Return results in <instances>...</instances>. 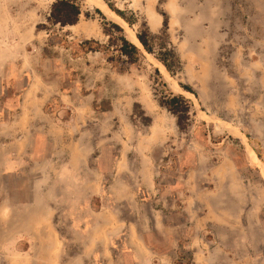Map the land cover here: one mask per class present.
I'll return each instance as SVG.
<instances>
[{
	"label": "rangeland",
	"instance_id": "rangeland-1",
	"mask_svg": "<svg viewBox=\"0 0 264 264\" xmlns=\"http://www.w3.org/2000/svg\"><path fill=\"white\" fill-rule=\"evenodd\" d=\"M108 1L135 36L154 16L158 34L166 13L182 68L171 74L141 48L129 62L123 27L92 0H81L73 28L48 23L52 0H0V74L43 75L54 122L93 138L88 205L101 225L91 233L107 249L106 258L9 261L254 264L264 254V1ZM9 91L0 90V106ZM169 92L190 103L184 131L159 104ZM115 216L125 223L117 233ZM26 244L36 255L41 242Z\"/></svg>",
	"mask_w": 264,
	"mask_h": 264
},
{
	"label": "crops",
	"instance_id": "crops-1",
	"mask_svg": "<svg viewBox=\"0 0 264 264\" xmlns=\"http://www.w3.org/2000/svg\"><path fill=\"white\" fill-rule=\"evenodd\" d=\"M154 22L152 30L161 17ZM20 80L22 85L12 84ZM0 90L11 93L0 106V264L31 255L106 258V241L91 233L101 225L88 205L94 191L93 138L87 130L54 122L45 110L54 89L43 75L4 71ZM114 222L120 232L125 223L117 216ZM113 232L108 231V242ZM32 241L41 242L36 255L26 244ZM69 246L75 251L63 252ZM254 264H264V254Z\"/></svg>",
	"mask_w": 264,
	"mask_h": 264
},
{
	"label": "trees",
	"instance_id": "trees-1",
	"mask_svg": "<svg viewBox=\"0 0 264 264\" xmlns=\"http://www.w3.org/2000/svg\"><path fill=\"white\" fill-rule=\"evenodd\" d=\"M81 0H52L50 5V11L47 16L48 23L52 25H59L64 27L66 25H73L79 21L81 14L80 7ZM108 6L114 10L119 16L125 19L126 22L132 23L123 13L112 6V4L106 0ZM162 29L160 34H155L145 26L143 30H140L136 34V38L141 43L143 49L150 54H153L156 59L164 66V68L171 74L179 71L182 68L181 60L167 40V24L168 17L166 13H162ZM164 35V36H161ZM136 39V41H137ZM120 45V53L124 54L129 62L137 61L141 57V50L136 43L130 41L126 36L122 35ZM97 43L94 39L86 41V43ZM137 45V46H136ZM158 72V71H157ZM191 91L190 89H187ZM193 92V91H191ZM159 104L164 106L170 111L174 117L179 130L184 131L187 129L186 120H188L190 114V103L182 95L169 92L167 96L159 99Z\"/></svg>",
	"mask_w": 264,
	"mask_h": 264
},
{
	"label": "bare ground",
	"instance_id": "bare-ground-1",
	"mask_svg": "<svg viewBox=\"0 0 264 264\" xmlns=\"http://www.w3.org/2000/svg\"><path fill=\"white\" fill-rule=\"evenodd\" d=\"M92 2L101 10V12L105 16H107V18L113 20L114 22H116L117 24H119L120 26L123 27V29H124V31L126 33V36H127V38L130 41L136 43L137 45L140 44L139 41H138V39L135 38L136 36L134 35V32L132 31V29L130 28V26H128L127 23L119 15H117L115 12H113L112 10H110L107 7L106 3L103 0H92ZM150 26L152 28H155L156 23L154 22V19H151ZM66 27L73 28V27H75V25H67ZM136 39H137V41H136ZM139 48H141V45L139 46Z\"/></svg>",
	"mask_w": 264,
	"mask_h": 264
},
{
	"label": "water",
	"instance_id": "water-1",
	"mask_svg": "<svg viewBox=\"0 0 264 264\" xmlns=\"http://www.w3.org/2000/svg\"><path fill=\"white\" fill-rule=\"evenodd\" d=\"M138 41H139V40H138ZM139 43H140V42H139ZM140 45H141V43H140ZM141 49L144 50L143 47H142V45H141Z\"/></svg>",
	"mask_w": 264,
	"mask_h": 264
}]
</instances>
